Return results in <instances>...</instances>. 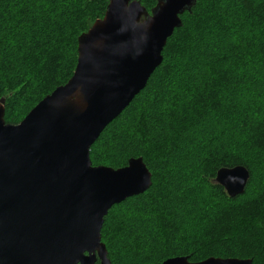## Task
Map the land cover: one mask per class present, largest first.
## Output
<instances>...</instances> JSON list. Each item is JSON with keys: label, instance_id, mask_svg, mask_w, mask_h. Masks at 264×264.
Instances as JSON below:
<instances>
[{"label": "trees", "instance_id": "trees-1", "mask_svg": "<svg viewBox=\"0 0 264 264\" xmlns=\"http://www.w3.org/2000/svg\"><path fill=\"white\" fill-rule=\"evenodd\" d=\"M139 1L148 11L157 2ZM107 4L0 0L5 122L70 78L77 38ZM181 19L145 87L90 147L93 165L141 156L152 181L108 210L101 241L112 264L184 255L264 264V0H196ZM235 165L250 177L229 197L214 178Z\"/></svg>", "mask_w": 264, "mask_h": 264}, {"label": "water", "instance_id": "water-1", "mask_svg": "<svg viewBox=\"0 0 264 264\" xmlns=\"http://www.w3.org/2000/svg\"><path fill=\"white\" fill-rule=\"evenodd\" d=\"M196 0H108L103 17L77 38L73 73L16 124L0 98V264H112L101 241L108 210L147 190L141 156L113 168L93 165L89 150L103 129L145 87L181 15ZM144 18L141 19V16ZM245 166L220 167L215 182L242 194ZM154 264H252L250 258L188 255Z\"/></svg>", "mask_w": 264, "mask_h": 264}, {"label": "flooded vegetation", "instance_id": "flooded-vegetation-1", "mask_svg": "<svg viewBox=\"0 0 264 264\" xmlns=\"http://www.w3.org/2000/svg\"><path fill=\"white\" fill-rule=\"evenodd\" d=\"M147 12H148V13H151V11H148V10H147ZM143 18H144V15H143V16H141V19H143Z\"/></svg>", "mask_w": 264, "mask_h": 264}]
</instances>
